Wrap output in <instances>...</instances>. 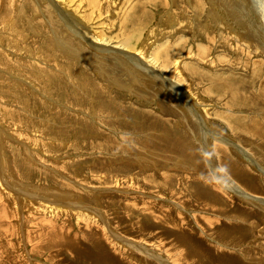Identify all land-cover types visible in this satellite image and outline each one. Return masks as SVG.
Listing matches in <instances>:
<instances>
[{
	"label": "rangeland",
	"instance_id": "1",
	"mask_svg": "<svg viewBox=\"0 0 264 264\" xmlns=\"http://www.w3.org/2000/svg\"><path fill=\"white\" fill-rule=\"evenodd\" d=\"M263 198L264 0H0V264H264Z\"/></svg>",
	"mask_w": 264,
	"mask_h": 264
},
{
	"label": "bare ground",
	"instance_id": "2",
	"mask_svg": "<svg viewBox=\"0 0 264 264\" xmlns=\"http://www.w3.org/2000/svg\"><path fill=\"white\" fill-rule=\"evenodd\" d=\"M57 1H59V0H57ZM67 2V1H66ZM101 27V26H100ZM173 33V32H172ZM101 36H102V34H101ZM104 36V35H103ZM102 36V37H103ZM100 38V37H99ZM108 38V37H107ZM103 40H104V38H103ZM167 41V40H166ZM184 41V40H183ZM100 42H101V40H100ZM107 42V41H106ZM178 42V41H177ZM186 42V41H185ZM101 44V43H100ZM102 44H104L103 43V41H102ZM116 44V43H115ZM175 44V43H174ZM106 45V43L104 44V46ZM108 45V44H107ZM128 45V44H127ZM150 45V44H149ZM151 45H152V43H151ZM161 45V44H160ZM202 45V44H201ZM109 46V45H108ZM123 46H125V45H123ZM164 46V45H163ZM162 46V48H164ZM174 46V45H173ZM172 46V47H173ZM112 47H115V45L114 46H112ZM118 47H120V46H118ZM128 47V46H127ZM147 47V46H146ZM150 47V46H149ZM156 47H157V45H156ZM155 47V48H156ZM158 47H159V45H158ZM157 47V48H158ZM125 48H126V46H125ZM130 48V47H129ZM133 48V47H132ZM159 48H161V47H159ZM158 48V49H159ZM98 49V48H97ZM121 49V48H120ZM131 49V48H130ZM136 49V48H135ZM105 51V50H108V51H112L113 49H111V48H107V49H103L102 48V51ZM115 50V49H114ZM126 50H128V49H126ZM132 51H133V49H131ZM143 50H144V48H143ZM163 50V49H162ZM199 50V49H198ZM115 51H117V50H115ZM123 51V50H122ZM156 51H157V49H156ZM155 51V52H156ZM101 52V51H100ZM121 52V51H120ZM125 52V51H124ZM130 53H131V51H129ZM134 52V51H133ZM155 52L151 49V51L149 52V54L147 55V56H145L144 55V52H142V49H140V50H137V51H135V53H134V55L135 56H137V58H139V61L138 62H136L135 64H134V62L132 63L131 62V64H134V66L133 65H130L129 64V66H130V68H131V70L129 71L130 72V76H135V75H138L140 72H141V70L140 69H142V72H146L147 70H149V71H147V72H152L153 73V75L155 74L154 73V71H152V67L151 66H155V67H158V69H165L164 67H162V66H160V62L161 61H165V57H164V55L163 54H161V55H158L157 54V56L158 57H156V54H155ZM199 52V51H198ZM146 54L148 53V52H145ZM157 53H159V52H157ZM166 53V52H165ZM200 53V52H199ZM198 53V54H199ZM103 54H105V53H103ZM112 55H114V54H112ZM116 55V54H115ZM197 55V54H196ZM108 56H110V55H108ZM125 58V57H124ZM128 58V57H127ZM169 58V57H168ZM178 58V64H179V62H180V57H177ZM125 60V59H124ZM161 60V61H160ZM131 61V60H130ZM152 61V62H151ZM160 61V62H159ZM128 62V61H127ZM154 62V63H153ZM162 63V62H161ZM151 64V65H150ZM164 63H162L161 65H163ZM177 66V64L175 63V65L170 69V70H168V71H166L167 69H165L163 72L161 71V73L163 74V73H165V71L167 72L166 74H168V77L170 76V78H175V76H176V74H175V71H177L176 70V67ZM180 66V65H179ZM155 69V68H154ZM158 69H156L157 71H158ZM178 69H179V67H178ZM144 70V71H143ZM180 70H182V69H180ZM146 72V73H147ZM178 72V71H177ZM255 72V71H254ZM132 73V74H131ZM179 73H181V72H179ZM178 73V74H179ZM162 74H160L161 76H164V74L162 75ZM143 75H144V73H143ZM147 75V74H146ZM158 75V74H157ZM156 74H155V76H157ZM167 76V75H166ZM141 77H144V76H141V73L138 75V78H139V86H140V84L143 82L142 80L144 79H142ZM158 78H160L161 79V77L160 76H157ZM182 77V76H181ZM169 78V79H170ZM142 79V80H141ZM165 79H167V77L165 78ZM171 79V80H172ZM183 79V78H182ZM164 80V79H163ZM170 80V81H171ZM174 80V79H173ZM179 79H175V81H176V86H175V88H177V90L179 91L178 93H182V94H185V92H184V88L182 89V86H181V83H179V81H178ZM132 82H137V78H135V77H132V80H131ZM135 83H133V84H135ZM143 84V83H142ZM146 86V85H145ZM171 87H172V89H173V87L174 86H172V84L170 85ZM184 86V85H183ZM170 89V88H169ZM190 100V99H189ZM255 161V160H254ZM218 172V171H217ZM221 174V173H220ZM232 187V186H231ZM222 188V187H221ZM225 189L226 190H229V188L225 185ZM233 191H234V189H232ZM4 191V190H3ZM230 191V190H229ZM232 191V192H233ZM236 193H238L239 195H243V196H245V197H248V195H245V194H243V192H238L237 190H236ZM250 196V195H249ZM258 197V196H257ZM251 198V197H250ZM254 198V197H253ZM252 199V198H251ZM259 199V201H260V198H258ZM264 199V198H263ZM264 203V202H263ZM263 212V211H262ZM22 222V221H21ZM175 226V225H174ZM176 230V229H175ZM111 233V232H110ZM109 233V234H110ZM112 235V234H111ZM58 237V235H56V236H54V238H57ZM52 240H54L53 238H51ZM184 244H185V241H184ZM128 245H130L131 247H132V245H134V246H136V244H134V243H132L131 244V242H129V241H127V246ZM139 245V244H138ZM136 246L137 248H143V249H145L148 253L150 252L147 248H145V247H142V245L141 246ZM187 245V244H186ZM189 245V244H188ZM189 247V246H188ZM188 247L186 246V248H185V251L188 249ZM191 247V246H190ZM189 247V248H190ZM203 247V246H202ZM198 249V248H197ZM138 250V249H137ZM207 250V249H206ZM189 251H191L189 254L190 255H192L193 254V252H192V249L191 250H187L185 253H188ZM150 255H152V253H149ZM184 254V253H183ZM200 254V253H199ZM154 257H156V256H154ZM163 260V259H162ZM164 261V260H163ZM166 261V260H165ZM167 262V261H166ZM167 264H168V262H167Z\"/></svg>",
	"mask_w": 264,
	"mask_h": 264
},
{
	"label": "crops",
	"instance_id": "3",
	"mask_svg": "<svg viewBox=\"0 0 264 264\" xmlns=\"http://www.w3.org/2000/svg\"><path fill=\"white\" fill-rule=\"evenodd\" d=\"M108 256H110V255L108 254ZM111 259L116 260V261H119V260H117L116 258H112V257H111Z\"/></svg>",
	"mask_w": 264,
	"mask_h": 264
}]
</instances>
